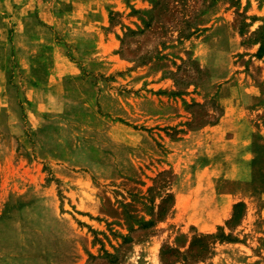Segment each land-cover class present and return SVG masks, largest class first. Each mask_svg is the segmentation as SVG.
Segmentation results:
<instances>
[{
    "label": "rangeland",
    "instance_id": "374dc122",
    "mask_svg": "<svg viewBox=\"0 0 264 264\" xmlns=\"http://www.w3.org/2000/svg\"><path fill=\"white\" fill-rule=\"evenodd\" d=\"M1 150L0 264H264V0H0Z\"/></svg>",
    "mask_w": 264,
    "mask_h": 264
},
{
    "label": "crops",
    "instance_id": "0c3cea01",
    "mask_svg": "<svg viewBox=\"0 0 264 264\" xmlns=\"http://www.w3.org/2000/svg\"><path fill=\"white\" fill-rule=\"evenodd\" d=\"M238 107V104H236L234 107L232 106V104H228V106L226 107V113L220 118V122L217 123L216 125L213 126H204L201 128H197V129H192L190 130V134L191 135H203L205 131H207V129H211L212 131H215L216 128L219 127V129H222V127L225 126L226 123L231 124L233 123L234 117L232 116V112H230V110L232 111V109H235ZM229 110V112H228ZM176 148V147H174ZM0 153H2V155H0V202L5 201L8 199V196L10 194V191H12L15 187L21 186V182L18 180V182L15 179V174L17 172V168L13 165H11V162L9 160V154H6L3 150L0 151ZM176 153V152H175ZM20 169L18 168V177L21 176ZM37 186V184H35ZM46 190H49L48 187H46ZM48 193V192H46ZM75 196L71 197L70 199H66V201H68L70 204H75V209H77L78 211L75 212L73 211V213L76 216H91L93 213V210H85L83 208V205L85 204V199H83L79 194ZM194 202L190 203L191 205H193ZM223 203V202H222ZM218 203L215 205L214 209L212 212H210L209 214H207V216H209L211 219H213L214 222H220L222 221V218L226 216V214L229 213V205L228 203ZM36 204V203H35ZM182 203H180L179 201H174V205L173 207H171L172 209L170 210V212L167 214V216H171V215H177V212H174V209H178L177 207L179 205H181ZM82 209V210H81ZM84 211V212H82ZM191 216H202V213L196 212V211H191ZM245 215V213H244ZM243 215V216H244ZM222 217V218H221ZM202 218H198V221H201ZM205 220V219H203ZM206 221V220H205ZM1 223V220H0ZM23 259H25V257H23Z\"/></svg>",
    "mask_w": 264,
    "mask_h": 264
},
{
    "label": "trees",
    "instance_id": "16d2710c",
    "mask_svg": "<svg viewBox=\"0 0 264 264\" xmlns=\"http://www.w3.org/2000/svg\"><path fill=\"white\" fill-rule=\"evenodd\" d=\"M167 214V211H166V213H164V215H166Z\"/></svg>",
    "mask_w": 264,
    "mask_h": 264
}]
</instances>
